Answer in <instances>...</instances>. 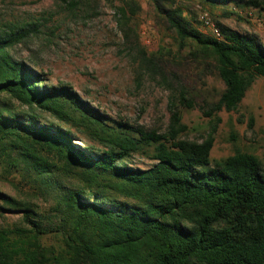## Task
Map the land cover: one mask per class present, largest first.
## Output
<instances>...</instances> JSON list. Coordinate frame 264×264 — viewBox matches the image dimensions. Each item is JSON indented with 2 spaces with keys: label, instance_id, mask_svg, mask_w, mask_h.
Returning <instances> with one entry per match:
<instances>
[{
  "label": "trees",
  "instance_id": "obj_1",
  "mask_svg": "<svg viewBox=\"0 0 264 264\" xmlns=\"http://www.w3.org/2000/svg\"><path fill=\"white\" fill-rule=\"evenodd\" d=\"M120 1L118 13L128 22L138 0ZM152 1L179 47L209 60L225 85L204 109L213 119L202 140L181 137L189 127L178 110L164 133L106 121L71 90L48 86L50 79L30 66L37 61L12 55V46L37 25L0 33V149L10 152L13 166L22 164L41 193L55 197L59 213L58 223L46 225L36 211L0 192L4 203L25 210L22 225L0 228V264H264L262 163L242 151L215 161L211 156L218 113L236 110L255 79L264 77V45L257 35L222 23V39L206 35L182 8ZM200 1L211 9L261 6L259 0ZM156 59L142 52L150 70ZM180 101L195 106L183 90ZM137 153L154 164L130 166ZM52 232L64 237L62 253L43 244Z\"/></svg>",
  "mask_w": 264,
  "mask_h": 264
},
{
  "label": "rangeland",
  "instance_id": "obj_2",
  "mask_svg": "<svg viewBox=\"0 0 264 264\" xmlns=\"http://www.w3.org/2000/svg\"><path fill=\"white\" fill-rule=\"evenodd\" d=\"M74 1L75 7L69 5L71 0H0V33L28 30L33 25L38 28L12 46V55L26 63L37 61L29 65L50 79L48 86L71 90L79 102L106 121H126L164 133L172 110H178L189 127L181 137L204 139L213 119L204 109L217 102L225 89L211 62L196 60L188 47H179L176 34L152 0H138L128 22L118 13L120 0ZM259 1L260 7L232 3L215 9L200 0H164L163 5L182 8L184 16L204 34L202 16L208 15L217 24L257 35L264 45V0ZM142 52L155 55V71L142 63ZM181 90L195 102L193 108L180 101ZM13 103L17 110L23 109ZM218 115L221 122L211 152L213 161L242 151L259 157L264 168V77L255 79L236 110H222ZM44 117L58 122L50 114ZM75 143L84 146L80 140ZM9 156L10 152L0 149V192L36 211L46 225L58 223L55 197L41 193L22 164L13 166ZM152 164L153 160L137 153L129 165L148 168ZM0 206V228L24 223V209L12 208L2 200ZM43 244L58 253L65 249L64 237L58 232L44 236Z\"/></svg>",
  "mask_w": 264,
  "mask_h": 264
},
{
  "label": "built area",
  "instance_id": "obj_3",
  "mask_svg": "<svg viewBox=\"0 0 264 264\" xmlns=\"http://www.w3.org/2000/svg\"><path fill=\"white\" fill-rule=\"evenodd\" d=\"M202 19H203V26L204 28H206L205 29L206 35H211L219 39L223 38L221 28L217 23H215L208 15L202 16Z\"/></svg>",
  "mask_w": 264,
  "mask_h": 264
}]
</instances>
